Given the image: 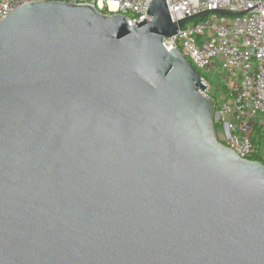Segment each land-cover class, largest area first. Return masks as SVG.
Segmentation results:
<instances>
[{
  "label": "water",
  "instance_id": "1",
  "mask_svg": "<svg viewBox=\"0 0 264 264\" xmlns=\"http://www.w3.org/2000/svg\"><path fill=\"white\" fill-rule=\"evenodd\" d=\"M146 13L0 19V264H264V163L218 139L208 84L163 45L190 18Z\"/></svg>",
  "mask_w": 264,
  "mask_h": 264
},
{
  "label": "built area",
  "instance_id": "2",
  "mask_svg": "<svg viewBox=\"0 0 264 264\" xmlns=\"http://www.w3.org/2000/svg\"><path fill=\"white\" fill-rule=\"evenodd\" d=\"M30 1L40 0H0V19ZM63 1L92 5L108 15L123 14L130 26L150 18L146 13L150 0ZM166 3L173 21L190 18L175 35L163 39L167 50L180 48L198 71L219 68L238 76L234 86L227 83L226 92L210 98L216 104L215 124L221 126L219 140L251 159L264 148V0Z\"/></svg>",
  "mask_w": 264,
  "mask_h": 264
},
{
  "label": "rangeland",
  "instance_id": "3",
  "mask_svg": "<svg viewBox=\"0 0 264 264\" xmlns=\"http://www.w3.org/2000/svg\"><path fill=\"white\" fill-rule=\"evenodd\" d=\"M200 73H202L207 79L208 90L207 93L210 97L216 93L219 95L220 93L226 92L223 89V85L230 83L231 86H234L236 82H238L237 75L227 74L224 71H221L219 68H205L199 69Z\"/></svg>",
  "mask_w": 264,
  "mask_h": 264
},
{
  "label": "trees",
  "instance_id": "4",
  "mask_svg": "<svg viewBox=\"0 0 264 264\" xmlns=\"http://www.w3.org/2000/svg\"><path fill=\"white\" fill-rule=\"evenodd\" d=\"M222 87H223L224 91L227 90V86L226 85H223ZM214 96L216 98L218 97V95L216 93H214L211 97H214ZM215 125H216V129H217V136H218V139H219L220 138L221 126H219V124H215ZM262 143L264 145V141ZM251 159L252 160H257V161H260V162L264 163V148L259 154H257L256 156H253Z\"/></svg>",
  "mask_w": 264,
  "mask_h": 264
}]
</instances>
